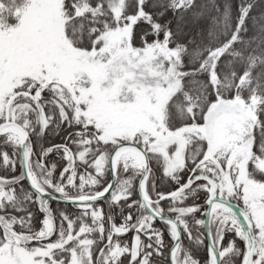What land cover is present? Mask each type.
I'll list each match as a JSON object with an SVG mask.
<instances>
[{
	"label": "snow or ice",
	"instance_id": "obj_1",
	"mask_svg": "<svg viewBox=\"0 0 264 264\" xmlns=\"http://www.w3.org/2000/svg\"><path fill=\"white\" fill-rule=\"evenodd\" d=\"M0 264H264V0H0Z\"/></svg>",
	"mask_w": 264,
	"mask_h": 264
}]
</instances>
